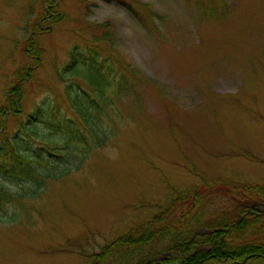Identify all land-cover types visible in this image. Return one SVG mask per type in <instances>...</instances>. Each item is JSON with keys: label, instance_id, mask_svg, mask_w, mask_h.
<instances>
[{"label": "rangeland", "instance_id": "obj_1", "mask_svg": "<svg viewBox=\"0 0 264 264\" xmlns=\"http://www.w3.org/2000/svg\"><path fill=\"white\" fill-rule=\"evenodd\" d=\"M32 1L0 0V105L15 71L34 67L26 56L27 22L39 17L28 21ZM132 1L62 0L67 20L42 26L35 104L59 84L77 32L99 35L107 22L116 52L141 79L113 73V107L99 115L116 136L81 170V155L68 150L59 163L72 175L49 179L22 208L0 210V264H86L126 226L165 206L169 183L184 190L202 179L264 184V0H138L152 6V20L130 9ZM74 78L65 81L77 90ZM55 99L63 115L67 106ZM46 117L38 123L43 141L66 143L64 132L49 136ZM4 185L15 192L32 183Z\"/></svg>", "mask_w": 264, "mask_h": 264}, {"label": "trees", "instance_id": "obj_2", "mask_svg": "<svg viewBox=\"0 0 264 264\" xmlns=\"http://www.w3.org/2000/svg\"><path fill=\"white\" fill-rule=\"evenodd\" d=\"M40 5L38 11V0L29 4L28 21L37 13L39 17L34 25L27 22L32 32L26 56L34 67L15 71L0 105V210L11 204L22 208L49 179L72 175V170L60 169L59 163L68 150L70 155H81L76 167L81 170L89 154L116 136V130L99 115L113 107V73L129 75L136 84L141 79L139 70L116 52L112 25L107 22L100 26L99 35L77 32L70 59L58 73L61 85L53 84L52 91L49 85L43 103L35 104L38 80L34 74L42 66L38 44L42 26L47 24L51 30L67 20L62 0H41ZM133 5L143 10L147 20L153 19L149 3L133 0L129 8ZM68 74L75 76L77 90L72 81H65ZM55 97L67 106L63 115L56 114ZM39 114L47 116L43 123L49 136L64 132L68 141H43L47 135L39 134ZM37 145L45 146L46 152H33ZM7 179L21 185L29 181L31 190L10 191L4 185ZM167 186L165 206H157L150 217L126 226L90 253L86 264H264V184L202 179L185 190L172 183ZM248 232L251 235L246 238Z\"/></svg>", "mask_w": 264, "mask_h": 264}]
</instances>
